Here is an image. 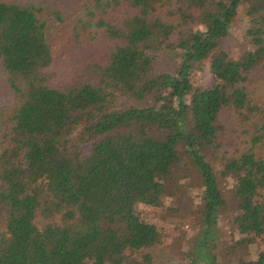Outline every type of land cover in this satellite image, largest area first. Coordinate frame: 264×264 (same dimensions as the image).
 Instances as JSON below:
<instances>
[{"label":"trees","instance_id":"16d2710c","mask_svg":"<svg viewBox=\"0 0 264 264\" xmlns=\"http://www.w3.org/2000/svg\"><path fill=\"white\" fill-rule=\"evenodd\" d=\"M181 176L187 264H264V0H0V264H164L136 206L178 213Z\"/></svg>","mask_w":264,"mask_h":264},{"label":"rangeland","instance_id":"374dc122","mask_svg":"<svg viewBox=\"0 0 264 264\" xmlns=\"http://www.w3.org/2000/svg\"><path fill=\"white\" fill-rule=\"evenodd\" d=\"M61 6L66 13L73 11V8L77 6L78 0H60ZM244 27V21L235 20L233 22L231 31L227 37L222 40V47L229 53L232 57H237L239 51V45L241 43L242 30ZM57 40V39H56ZM55 40V42H56ZM100 46V45H99ZM100 49V48H99ZM101 53V49L99 50ZM56 54V66L60 71L64 68L69 67V63L77 59L81 60L84 57V53L81 52L77 47H72L62 41V39L57 40L55 46ZM178 57L175 55L167 56V64H173L175 59ZM214 83L212 74L209 71L208 63L205 62L200 69H194L191 72V84L193 88H199L204 86H210ZM178 188L175 187L172 196H167L165 198L166 204L174 203L175 200L181 198V202L178 204V213L168 215L164 211L152 210L149 207L138 204L136 206L138 214L146 221L155 222L160 224L161 230L166 234L164 239V244L156 249V254L158 257H163L166 259L164 264H187V260L184 259V251L187 245L191 244V239L194 236L192 228L190 227L191 219L186 217L187 213H194L196 210V200L197 194L199 193V187L197 186V181L192 177H179L178 178ZM183 188V189H182ZM184 191V196L181 192ZM264 197V191H260L258 198ZM187 212V213H186ZM186 215L184 216V214ZM183 215V217H180ZM183 218L184 222L187 224L181 225L180 219ZM218 227L221 235L227 231L224 220L219 218ZM196 230V228H195ZM190 243V244H188ZM189 248L187 247V250ZM240 249L246 250V246H240ZM223 264H235L230 262H223Z\"/></svg>","mask_w":264,"mask_h":264}]
</instances>
